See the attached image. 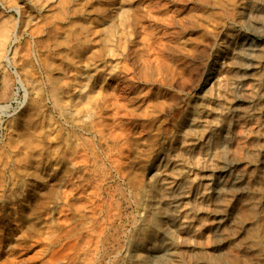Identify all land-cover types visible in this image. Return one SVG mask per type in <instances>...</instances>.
<instances>
[{"label": "rangeland", "instance_id": "374dc122", "mask_svg": "<svg viewBox=\"0 0 264 264\" xmlns=\"http://www.w3.org/2000/svg\"><path fill=\"white\" fill-rule=\"evenodd\" d=\"M39 262L264 264V0H0V264Z\"/></svg>", "mask_w": 264, "mask_h": 264}, {"label": "bare ground", "instance_id": "6f19581e", "mask_svg": "<svg viewBox=\"0 0 264 264\" xmlns=\"http://www.w3.org/2000/svg\"><path fill=\"white\" fill-rule=\"evenodd\" d=\"M257 9H258L257 8V4H254L253 6H250L249 8L246 9L245 15L248 16L246 19H248L247 21H251V24H253V23L254 24H257V14H256ZM96 26L99 28V31H105L107 34L109 33V35H112V33L114 32V30L117 29L115 27H117V26L118 27H121V31H122L121 33H123L122 35L125 36L126 35V32H125V29H126V27H125V8L123 6H121V5H114L113 4L112 7H111V11L109 13V18L108 19H103V21H100L98 24L95 25V27ZM93 30H94V27L93 26H90V27H87L86 28V31H85L86 32L85 39L88 42H90V40L93 39V36H92ZM253 35H254L253 29L248 30L247 33L239 40V42L237 43V45L235 47L236 51L234 52L235 53L234 54L235 55L234 57L237 60L236 68H237L238 73H236L234 75V77H233V85H234V88L236 90L240 87V83L242 82V79H243L242 75L239 74V70L244 67L245 62L248 61L252 57L253 52L256 49V45L254 44V41H253ZM2 38H4V37H2ZM13 39H15L14 36H13ZM12 41H14V40H12ZM154 42L155 41H152V42L149 41L148 42L149 47H151V49L153 51L155 50L153 48ZM9 47H11V46H9ZM8 50H10V49L8 48ZM11 50H13V48ZM11 55H12V53H11ZM3 57L7 61H9V59H10L8 57V55L3 56ZM77 70H78L77 67H75L74 65L69 66V68L67 70V73H66V78L67 79L74 78L75 77V73L77 72ZM13 71H14V73H16L15 68H14ZM61 80H62V78H61ZM62 81L66 82L65 79H63ZM119 88L121 90L124 87L123 86H120ZM112 131H113V129H112ZM228 168L229 167L226 164H223V165H221L219 167V172L222 173V172L226 171ZM159 248H160V246H159ZM38 261L39 260H37V262ZM41 261H44V260H41ZM43 263L44 262H41L40 264H43Z\"/></svg>", "mask_w": 264, "mask_h": 264}]
</instances>
